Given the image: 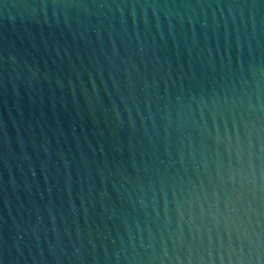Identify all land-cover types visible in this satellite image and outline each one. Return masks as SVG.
Returning a JSON list of instances; mask_svg holds the SVG:
<instances>
[{"label":"water","instance_id":"1","mask_svg":"<svg viewBox=\"0 0 264 264\" xmlns=\"http://www.w3.org/2000/svg\"><path fill=\"white\" fill-rule=\"evenodd\" d=\"M0 264H264V0H0Z\"/></svg>","mask_w":264,"mask_h":264}]
</instances>
